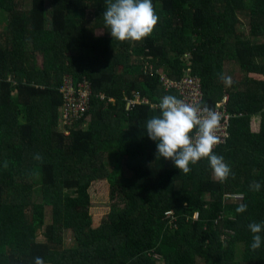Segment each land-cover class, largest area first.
Segmentation results:
<instances>
[{
  "label": "trees",
  "instance_id": "trees-1",
  "mask_svg": "<svg viewBox=\"0 0 264 264\" xmlns=\"http://www.w3.org/2000/svg\"><path fill=\"white\" fill-rule=\"evenodd\" d=\"M152 4L159 17L153 33L143 42H120L105 26L106 0H51L50 11L47 0H31L28 10L0 0L11 34L0 31V264H34L36 257L44 264H264V243L252 250L248 227L264 223V84L246 83L232 93L220 79L225 63L264 79V0ZM88 9L92 21L85 19ZM242 22L246 39L235 31ZM35 52L47 55L42 68ZM129 54L137 59L127 61ZM187 68L200 82L203 104L213 107L226 96V110L236 116L229 138L213 149L235 175L225 183L207 159L183 174L157 157L146 134V122L159 115L150 104L173 95L164 94L155 70L177 79ZM65 77L74 88L89 82L92 92L67 130L60 112ZM134 94L147 103L126 109ZM96 180L108 185L111 203L92 228L87 188ZM254 181L259 192L249 187ZM226 185L248 198L225 199ZM242 203L247 211L237 213ZM227 209L234 214L222 217ZM36 228L44 241L30 239Z\"/></svg>",
  "mask_w": 264,
  "mask_h": 264
},
{
  "label": "clouds",
  "instance_id": "clouds-1",
  "mask_svg": "<svg viewBox=\"0 0 264 264\" xmlns=\"http://www.w3.org/2000/svg\"><path fill=\"white\" fill-rule=\"evenodd\" d=\"M105 26L109 29L112 39L120 42H143L149 37L159 20L154 11L152 0H106L103 12ZM220 79L231 86V77L220 75ZM159 115L146 122L147 136L156 142L157 157L173 161L174 166L183 174L191 172L190 165L207 159L216 180L225 183L229 177L235 179L231 167L224 158L213 149L221 142L217 135L220 129L221 115L207 104L186 102L175 95L163 96L157 105ZM34 159L40 160L37 154ZM8 163H4L7 169ZM252 191L259 192L261 184L252 182ZM247 204H240L237 213L247 211ZM252 236L251 249H260L264 238V223L252 222L248 225ZM34 264H44V260L36 257Z\"/></svg>",
  "mask_w": 264,
  "mask_h": 264
},
{
  "label": "rangeland",
  "instance_id": "rangeland-1",
  "mask_svg": "<svg viewBox=\"0 0 264 264\" xmlns=\"http://www.w3.org/2000/svg\"><path fill=\"white\" fill-rule=\"evenodd\" d=\"M16 4L20 9L28 10L31 7V0H16ZM50 4H51V0H47V7H48L47 11H50ZM85 16H86L85 17L86 20L92 21L93 16H94L93 11L90 9L86 10ZM8 25H9L8 15L5 13H0V31L7 32L8 34L7 36L8 38H10L11 34L10 32H8V29H9ZM236 28L237 29H235V31H236L237 36L239 38L243 37L244 39H246L248 35L247 25L244 22H242ZM100 34H101V30H95L93 33V35H100ZM129 55L131 56V58L128 57L127 61L130 62L132 60L133 62L137 59V56L133 54H129ZM34 58H35V64L37 65V67L42 68L43 66H45V61L47 60L46 53L35 52ZM134 65L135 66L133 67V71L139 72L141 70L140 65L138 64H134ZM222 74L224 76H228L232 78L233 84L231 86H226V84L223 82L224 88L229 89V91H231L232 93L241 91L242 86L246 83L264 84L263 78L255 77L252 75H249V76L244 75L232 63L224 64ZM63 88H64V83H62L60 87V92H62ZM257 123H258L257 117H252L250 119L249 126L254 129V126H256ZM83 127H85V125ZM103 161H105V159H103ZM106 168L109 169L108 166H106ZM34 187H35L34 192L37 191V194L33 195L34 199L36 201H40L39 185H35ZM239 188H240L239 186L226 185L223 187V196L225 197V199H228L231 202L238 201V200L243 202L245 200L243 194H241L239 191H235ZM87 193L89 196L88 214L90 215V225L92 228H95L106 217V214L109 211V205L111 203L108 197L109 188L104 180H96L90 183L89 187L87 188ZM227 210L228 211L226 210L223 211L222 217L229 218L234 214L231 211V209H227ZM49 218H50V212H49V209L47 208L46 221H49ZM34 234H36V237L34 238V237L29 236L30 239H34L35 241H44L43 230L36 228V231ZM63 240H64V246L65 247L69 246L71 242L69 231L64 233ZM102 263H104V261H102ZM158 264H161V263H158Z\"/></svg>",
  "mask_w": 264,
  "mask_h": 264
},
{
  "label": "built area",
  "instance_id": "built-area-1",
  "mask_svg": "<svg viewBox=\"0 0 264 264\" xmlns=\"http://www.w3.org/2000/svg\"><path fill=\"white\" fill-rule=\"evenodd\" d=\"M182 59L185 63L188 60L187 54L182 56ZM157 74V82L164 92L167 94L172 92L173 95L177 96V98L184 99L186 102H201L202 103V90L200 88L199 80L191 76L189 73V68L185 69L182 72V75L177 79H171L167 76L165 72L162 70H155ZM64 88L62 90V96L64 98V104L60 108L62 125L65 130L71 125L74 121L80 119L83 113L86 111L88 98L91 92L89 82L85 80L82 83L77 84L74 88L72 86V81L69 77H65L63 80ZM92 94V92H91ZM95 97L99 99H103L104 96L102 94H97ZM226 101L227 97L224 96L222 99L216 103L213 107L221 115L220 121V129L217 132V135L220 137L221 142L214 148V150L222 145L229 138V128L230 122L235 119V115H230L226 110ZM147 103L145 99L139 98L137 94L133 95V100L127 102L126 109L129 108V104L132 105L134 103ZM150 107H157L155 104H150ZM238 117V115H237ZM164 215L166 217L172 216L171 212H165Z\"/></svg>",
  "mask_w": 264,
  "mask_h": 264
},
{
  "label": "crops",
  "instance_id": "crops-1",
  "mask_svg": "<svg viewBox=\"0 0 264 264\" xmlns=\"http://www.w3.org/2000/svg\"><path fill=\"white\" fill-rule=\"evenodd\" d=\"M250 125V124H249ZM253 127V126H252ZM249 128L251 129L250 131L252 132V133H255V132H257V130H258V123H257V125L256 126H254V129L253 128H251L250 126H249ZM242 194V193H241ZM245 196H247L246 198H248V196H249V194H248V192H244L243 193ZM243 195V196H244Z\"/></svg>",
  "mask_w": 264,
  "mask_h": 264
}]
</instances>
